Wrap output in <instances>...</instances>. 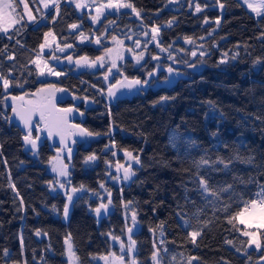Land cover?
Listing matches in <instances>:
<instances>
[{"label": "trees", "instance_id": "1", "mask_svg": "<svg viewBox=\"0 0 264 264\" xmlns=\"http://www.w3.org/2000/svg\"><path fill=\"white\" fill-rule=\"evenodd\" d=\"M124 1L139 11V16L133 12L138 21L125 12L105 16L95 29L86 13L78 14L66 1L29 25L14 1L21 23L0 33V74L15 78L6 94L0 85V264H66L67 237L77 264H95L94 256L110 250L108 235L123 236L127 214L136 217L137 264H258L264 257V232L258 231L259 250L249 249L243 227L236 218L228 221L264 186V17L254 18L239 0ZM197 4L201 11L195 13ZM73 24L79 28L71 32ZM153 27L160 29L159 48L173 57L185 51V38L206 53L190 62L198 67L195 72L178 69L186 77L169 87L108 103L99 72L73 74L64 67L57 81H39L32 66L47 33L63 46L72 45L73 58L96 59L107 45L76 44L79 36L99 38L106 32L107 40ZM183 53L181 60L188 62V52ZM153 56L150 47L140 67L126 59L116 75L143 83L156 64L170 67L165 59L154 63ZM157 79H165L164 72ZM49 85L64 90L58 107L73 109L70 123L94 138L88 146L76 144L66 162L69 187L82 189L66 220L65 198L49 191L53 176L45 170L56 146L34 130L33 138L41 140L31 155L22 145L24 134L12 106L5 104L6 96L32 95ZM71 99L86 100L91 107ZM125 152L140 163L127 184H114L108 167L121 164ZM93 155V163H87ZM100 186L110 210L96 219L92 209L106 200H98ZM192 232L200 233L195 242Z\"/></svg>", "mask_w": 264, "mask_h": 264}, {"label": "rangeland", "instance_id": "2", "mask_svg": "<svg viewBox=\"0 0 264 264\" xmlns=\"http://www.w3.org/2000/svg\"><path fill=\"white\" fill-rule=\"evenodd\" d=\"M14 1L16 2L20 10V14H23L21 18L24 20L25 23L29 25L36 23V19L38 15L40 16V14H42L46 16L49 12H52L61 1H66L67 3H73L78 14L86 13L88 15V19H87L88 23L94 29L98 26V24L103 20L105 16H110V15L117 16L120 13L127 12L131 15L133 20H137V16L132 12L131 9H124V8L109 9L102 7V5L107 4L109 0H106V2L103 4H95L91 0H47L48 3L47 8L44 7L43 0H26L29 6L28 9H24L23 4L19 3V0H13V2ZM239 1L249 14H251L254 18H260L255 13H253L251 9L247 7L245 0H239ZM112 2L116 3L117 0H112ZM121 2L125 3L124 0H121ZM249 2L256 3L258 2V0H249ZM77 3H80L83 6L77 8L76 7ZM32 7L34 10H32ZM98 8L100 9L99 13L97 12ZM218 10L220 12V8H218ZM194 12L196 13V10H194ZM97 16L98 19L94 22L92 18ZM42 22H44V20ZM15 25L16 24L10 26L8 32L11 31ZM112 26L113 25L107 27L106 32L109 31L112 28ZM78 28L79 27L71 28V32L76 31ZM0 33L6 34L3 31H0ZM47 34L48 35L46 34L44 35V39L42 42V44H44L45 47L41 49V47L39 46L38 51L33 59V61L37 59L40 60L39 68L32 61V66L36 71L37 79L39 81H57L61 76H63L62 73L59 71V69H63L64 67L70 69L71 73L73 74H77L79 72H91V73L99 72L101 74L102 80L105 85L104 98L108 103H113L116 99L129 98L137 94L139 95L141 92H146L148 89L169 87L176 80L186 77L185 74L182 73L183 71L180 72L178 71V69L185 70L184 72H188V73L195 72L198 69V67L197 66L195 68L190 67L189 66L190 62L195 58L203 57L200 55V52L203 51V46L200 44H191L188 42L183 43L186 49L185 51H180L181 53H179V56L176 55L175 57H173L171 56L170 52L165 50L162 51L159 47H157V44H159V32L156 34V40H153L152 28H142L139 32H130L124 36H118L116 37V40H113L112 38L106 40L104 34L99 38L94 37L93 35L90 37L79 36L77 38L76 44L89 45L95 49H100L103 46L107 45L105 46L106 48L101 52L99 56V57H104L103 60L87 58V61L81 60L80 57L73 58L70 54V51L72 50L71 47L69 48L67 46H63L59 44L51 33H47ZM98 40L99 43H97ZM137 40L139 41V45L136 44ZM117 41H123V43L119 44L117 43ZM150 47L154 48L156 56L159 57V59L157 60L152 59L153 62L158 63L161 59H165L167 60V64L173 68V72L169 73L167 71L168 68H162L160 63L158 65L156 64L154 66V71H153L154 75L151 78H149L148 75L146 76V81H148V83L133 85L131 89L122 88L120 87V85H116V87L113 88V91L116 93V95L114 97H109L108 89L113 84H115L116 81L119 80L123 84H127L128 81L127 79L119 75H116L119 66L122 65L126 59H129L135 67H140L144 63V60L147 55V51ZM60 48H64V52H60L59 51ZM106 49H112V51L108 53L106 52ZM186 51L188 52V62H184L180 58V56H184L183 52ZM192 51H195L197 53L195 57L191 55ZM141 52H143L144 58L139 63H137L135 56L140 55ZM204 55H206V53ZM68 57H71V60H69ZM77 60H80L79 64H77ZM113 62H115L116 64L115 68H112ZM109 68H111V72L108 71ZM40 69H43L44 71L43 75L40 74ZM49 69H51L54 72H60L61 75L59 76L51 75L49 74ZM162 72H164L165 74V79L163 80L157 79V76ZM105 77H107V79H105ZM0 85L2 87L3 93L6 94L9 88L5 90L2 86V82H0ZM40 89H43V91L36 92L32 95H21L20 97H23V99L13 100L11 97L6 96L5 104L11 106L15 105L16 108H18L21 105V103L27 104V102L30 100L35 101L38 98L43 97L49 101L50 99L58 98L64 95L63 91H57V89L54 87L44 86ZM71 100L73 104H78L82 102L84 107L86 108L91 107V103L86 100L83 101H80L78 99H71ZM59 114L66 117V120L69 124L74 119L73 112H69L66 114L60 112ZM61 130L64 134H66L67 129L65 127H62ZM70 134L72 136V140L77 145L78 144L82 145V147L88 146L89 143L94 140V138L91 136L82 135L80 133V128L74 127V129ZM41 136L42 139H47L52 145L54 144V142L49 138L45 126L43 127ZM40 140L41 138L39 137V139L37 140V146L40 143ZM26 150L30 152L31 155H35L37 147L36 149H32L30 145ZM68 156H69V151L56 147V149H53V156L49 159L48 163L45 165V170L49 175L53 176V182L48 186L49 191L52 193L55 192L61 193L65 198V205L67 204L70 210L71 202L73 198L81 194L82 189H77L76 192H73L72 191L73 188H70L68 185L69 166L66 164ZM86 162L92 164L93 160H87ZM121 162H122L121 164H114L113 166L108 167L109 175H110V176L108 175V180L114 184H120V183L127 184L131 180L132 176L127 181L123 180L124 168L131 166V171H132L133 167L136 166V162L130 157L126 156L125 154H121ZM61 168H63L67 172V176L61 177L59 175V170ZM53 169H56V171H54ZM111 175H113V177H111ZM61 183H63L64 185L63 187L60 186ZM69 196L72 197L71 201L68 199ZM98 196H99L98 200H102V199H106V200H104V202L99 201L100 203L98 204L97 207H99L101 204H105L107 205V207L102 208L99 214H97L95 211L97 207L92 209V214L96 217V219H100L101 217L105 216L110 210V205L107 200L108 194L102 186H100V192ZM250 211L251 209L249 208L248 212ZM248 212H245L244 217L236 216L235 217L236 222L238 225L243 227L244 229L243 233L245 231L254 232L256 234L255 238L259 241L258 231L264 232V228H257L254 224L245 225L240 223L241 218H247ZM127 216L128 219L130 220L129 221L130 223L126 227L123 236L118 237V239H113L114 236L108 235L110 250L108 253L94 256L93 261L95 264H137L136 258L134 257L135 244L132 243L134 241L133 233L136 231V227L134 225L132 215L127 214ZM62 218L64 220L67 219V217H65L64 215V211L62 214ZM129 229H131V231H129ZM246 237L248 239V248L259 250L260 247L257 248L255 244H249V241L252 239V237L250 236H246ZM69 245H71V242L69 237H67L64 239V259L66 261V264H77L76 259L74 257L72 246H71V250H69ZM121 245H123V247H121ZM155 260H157V255L155 256ZM258 264H264V257H262L259 260Z\"/></svg>", "mask_w": 264, "mask_h": 264}, {"label": "snow or ice", "instance_id": "3", "mask_svg": "<svg viewBox=\"0 0 264 264\" xmlns=\"http://www.w3.org/2000/svg\"><path fill=\"white\" fill-rule=\"evenodd\" d=\"M44 2V7L47 8L48 7V3L47 0H43ZM19 3L23 4L24 9H28V3L26 2V0H19ZM245 3L247 4V7L249 9H251V11L253 13H255L258 17L264 16V0H258V2L256 3H251L249 2V0H245ZM83 5L80 3L76 4L77 8L82 7ZM102 7L104 8H109V9H119V8H124V9H131L132 12L136 13L137 16L140 15L139 11L131 4V3H124L121 2V0H117L116 3H113L112 0H109V2L105 5H102ZM221 8L224 7L223 4L220 5ZM100 9H97V12L99 13ZM201 8L199 6V4L196 5V12H200ZM23 14H21L22 16ZM93 21L95 22L98 19L97 17H93L92 18ZM21 23V19L19 17H17L16 15V7H15V3L13 2V0H0V31L3 32H8V29L10 26L14 25V24H19ZM217 23H219V21H217ZM169 26H171V22L169 24ZM71 28H77L78 26L76 24L70 25ZM159 32V28L157 27H153L152 28V39L156 40V34ZM48 35V34H46ZM113 40H116V37L113 36L112 37ZM186 42L191 43V39L190 38H185ZM97 43H99V40L97 41ZM117 43L122 44L123 41H117ZM136 44L139 45V41H136ZM41 49H43L45 47L44 44L40 45ZM67 47H72V45H67ZM157 47H159V44H157ZM162 51L164 49H161ZM60 52H64V48H60L59 49ZM112 51V49H106V52L110 53ZM204 52L201 51L200 55L204 56ZM191 55L193 57H195L197 55V53L195 51L191 52ZM9 59H14V57L9 56ZM55 58V57H53ZM144 58V54L143 52L140 53V55L135 56V59L137 61V63H139L142 59ZM233 59H235V56L232 57ZM69 60H71V57H68ZM81 60H85L87 61V57H81ZM104 57H96V60H103ZM153 60H157L159 59V57L157 56H153L152 57ZM226 61L224 59H221L220 63H225ZM259 59L256 61V63H259ZM34 64L37 65V67L39 68L40 66V60H34L33 61ZM80 63V60H77V64ZM190 67L195 68L196 64L190 63L189 64ZM46 67V65H45ZM116 64L115 62H113L112 64V68H115ZM109 72H111V68H109L108 70ZM167 71L169 73L173 72V68L169 67L167 69ZM40 74L43 75L44 71L43 69H40ZM49 74L51 75H56L59 76L61 75L60 72H54L51 69H49ZM154 75L153 72H148V76L149 78H151ZM15 79L14 77H11V73H9V77H5L3 74H0V82H2V86L5 90H7L9 87L13 86L12 85V80ZM105 79H107V77H105ZM127 79V78H125ZM141 80L139 79H132V80H128L127 84H123L121 81H116L115 84H113L111 87H109L108 89V96L109 97H114L116 95V93L113 91V88L116 87V85H120V87L122 88H128L131 89L133 85H139L141 84ZM143 83H148V81H144ZM16 86H20L22 87V85H16ZM49 87H53L51 85H49ZM43 89H38L37 92H42ZM57 91H64L63 89H57ZM13 100H17V99H23V97H12ZM162 100H166L168 99L167 97H162ZM49 103H51L50 101H48L46 98H38L35 101H28L27 104L29 105L28 107H24L20 110H18L16 108L15 105L12 106V110L13 112L16 114L17 117H19V119L23 122L24 127L27 129V133L23 136V140L26 144H30L32 149H36L37 147V140L39 139V136H36L35 138H33V123H32V119L33 116L36 113H39L40 116V120L45 121L46 117H45V113H48L47 116V121H46V127L48 126V122H50L51 127H49V131H48V135L49 137H51L53 135V131L52 129L55 128L57 130V134H60L59 130L61 129V127L67 123L66 117H56L52 114V110L49 109L48 105ZM52 109H55V105H52ZM59 112L62 113H69L72 112L73 109L71 108H65V109H59ZM73 127L79 128L78 125H74ZM80 133L82 135H88L91 136L92 133L87 132L86 129H80ZM63 140V137H62ZM69 153L71 151V149L69 148ZM125 155L130 157L131 159H133L136 163H140L139 157H133L132 153L130 152H125ZM88 160H94L95 156H89L87 158ZM205 161H201V163H204ZM249 162H251V158H249ZM54 171H56V169H53ZM59 175L61 177H65L67 176V172L61 168L59 170ZM135 175V172L131 171V166L124 168V175H123V180L127 181L130 179L131 176ZM200 184L204 186V191L207 192L208 191V186L205 183V181L203 179L200 180ZM61 187H63V183L60 184ZM14 187V185H13ZM73 192H76L77 189L73 188L72 189ZM220 191L222 192H229L230 191V187L229 188H222ZM203 195V193H201ZM211 195L213 197H217V193L215 191L211 192ZM256 199H252L248 202H246L245 207L242 211L236 213L237 217H244L245 216V212H248V209L250 208L251 211L248 212V216L247 218H241L240 219V223L241 224H245V225H249V224H254L257 228H264V186L261 187V190L259 192L256 193ZM68 199L71 201L72 197L69 196ZM205 199L207 200L208 197L205 196ZM107 205L105 204H101L99 207H97L95 209L96 213L99 214L102 208H106ZM227 205H225V207L222 209L223 211H227ZM64 215L65 217H67L68 212H69V207L66 204L64 206ZM135 214L133 215L132 219L133 221H135ZM235 217H232L229 219V223L232 222V219H234ZM129 231H131V229H129ZM199 232H192L189 233V235H191L193 242H195L196 237L199 235ZM245 236H250L252 237V239L249 241V244H255L257 248L260 247V242L255 238V233L254 232H248L245 231L243 233ZM113 239H118V237H113ZM67 243V241H66ZM133 244L135 243L134 241L132 242ZM121 247H123V245H121ZM69 250H71V245H69ZM153 258L155 259V253Z\"/></svg>", "mask_w": 264, "mask_h": 264}, {"label": "water", "instance_id": "4", "mask_svg": "<svg viewBox=\"0 0 264 264\" xmlns=\"http://www.w3.org/2000/svg\"><path fill=\"white\" fill-rule=\"evenodd\" d=\"M65 98H66V95L64 94L61 97H58V98H54V99H50L49 100L51 103H49L48 107H49V109L52 110V114L54 116H56V117H64L61 114H57V111L59 110L58 109L59 108L58 105L61 104V103H63V101H64ZM53 104L55 105V109H52V105ZM28 106L29 105L26 104V103H21V105L17 109L20 110V109H22L24 107H28ZM58 113H60V112L58 111ZM47 116H48V113L46 112L45 113L46 120L45 121H42V120H40L39 113H36L33 116V119H32L33 130L35 128V123L37 122L39 124V126H38L39 132L42 133L43 127L45 126L46 132L48 134L49 127H51V124H50V122H48V126L46 127ZM13 117H14V121L16 122L19 130L22 132V134L25 135L27 133V129L24 127L23 122L19 119V117L16 116L15 113H14ZM73 126L74 125L72 123L69 124L68 122L62 126V127H65L67 129L66 134H64L61 129L59 130L60 134H57V130L55 128H53L52 129L53 135L51 137H49L54 142V145L56 147H58L60 149H63V150H66V151H68L69 148L71 149V151L69 153V156L67 158V162H70V160H71V158L73 156L75 147H76V144L72 140V136L70 134L72 132V130L74 129ZM62 137H63V140H62ZM22 145L24 147H29L30 146V144H26L24 142V140L22 141Z\"/></svg>", "mask_w": 264, "mask_h": 264}, {"label": "flooded vegetation", "instance_id": "5", "mask_svg": "<svg viewBox=\"0 0 264 264\" xmlns=\"http://www.w3.org/2000/svg\"><path fill=\"white\" fill-rule=\"evenodd\" d=\"M58 109H60V108H58ZM57 114H59L58 111H57ZM38 126H39V124L36 122V123H35V128H34V130H38V132H39V128H38ZM34 130H33V131H34Z\"/></svg>", "mask_w": 264, "mask_h": 264}, {"label": "built area", "instance_id": "6", "mask_svg": "<svg viewBox=\"0 0 264 264\" xmlns=\"http://www.w3.org/2000/svg\"><path fill=\"white\" fill-rule=\"evenodd\" d=\"M260 191V190H259ZM259 191H257V192H259Z\"/></svg>", "mask_w": 264, "mask_h": 264}, {"label": "bare ground", "instance_id": "7", "mask_svg": "<svg viewBox=\"0 0 264 264\" xmlns=\"http://www.w3.org/2000/svg\"><path fill=\"white\" fill-rule=\"evenodd\" d=\"M257 198V197H256Z\"/></svg>", "mask_w": 264, "mask_h": 264}]
</instances>
